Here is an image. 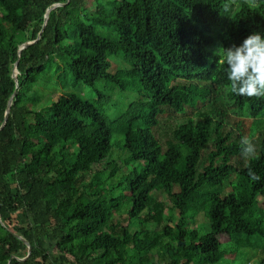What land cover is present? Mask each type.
<instances>
[{"label":"trees","instance_id":"16d2710c","mask_svg":"<svg viewBox=\"0 0 264 264\" xmlns=\"http://www.w3.org/2000/svg\"><path fill=\"white\" fill-rule=\"evenodd\" d=\"M87 1L0 0V264H264V98L231 93L218 50L264 36V0ZM68 76L138 98L39 105Z\"/></svg>","mask_w":264,"mask_h":264},{"label":"clouds","instance_id":"9594fccd","mask_svg":"<svg viewBox=\"0 0 264 264\" xmlns=\"http://www.w3.org/2000/svg\"><path fill=\"white\" fill-rule=\"evenodd\" d=\"M220 49H223V59L220 62L227 65L231 93L249 98H264V36L253 32L240 46L232 45L227 49L221 47L218 50ZM240 145L242 158L247 160L255 155L253 138L242 137ZM248 176L251 181L260 180L251 168Z\"/></svg>","mask_w":264,"mask_h":264},{"label":"rangeland","instance_id":"374dc122","mask_svg":"<svg viewBox=\"0 0 264 264\" xmlns=\"http://www.w3.org/2000/svg\"><path fill=\"white\" fill-rule=\"evenodd\" d=\"M99 1L104 0H88L87 7L89 10L95 8ZM98 31L101 32H110V29H106L103 27H97ZM110 61L112 63V69L114 67L118 68H129L131 67L130 64L125 61L124 59L117 57L115 55L110 56ZM104 86V88H103ZM108 85L104 83H99L98 87L104 90L106 93H109L111 96L106 101V104L100 105L97 102V94L96 91L90 85H86L83 83L75 84L72 79L68 76V78L64 82V86L59 85L55 82V77L51 80H41L39 84L35 86L38 94L40 95V104L39 105H46L53 99L57 98L63 92H74L79 94L80 96L89 99L93 102H97V105L109 116L111 119H115L119 117L121 114L125 112L128 105L131 101H134L138 98V94L135 91L127 90V91H120L119 89H112L110 90L106 87ZM38 105V106H39ZM37 106V107H38ZM39 108V107H38ZM118 138V135H114V140Z\"/></svg>","mask_w":264,"mask_h":264},{"label":"water","instance_id":"95a60500","mask_svg":"<svg viewBox=\"0 0 264 264\" xmlns=\"http://www.w3.org/2000/svg\"><path fill=\"white\" fill-rule=\"evenodd\" d=\"M60 5H63V4H61V3H59V4H55V5H53L51 8H49V9L47 10V13H46V15H45V24H46V22H47V20H48L49 12H50L53 8H56L57 6H60ZM37 40H38V38L35 39V40H30V41H27V42H25V43H22V44L20 45V47H19V50H18L19 57H20V55H21V51H22L23 49H25V48H27L28 46L34 44L35 42H37ZM18 63H19V61L16 62V65H15V67H14V73H13V76H14L16 82H17V85H19V76H18V74H19V70H18ZM13 98H14V96H12V97L10 98L9 103H8V104H9V105H8V108L10 107V105H11V103H12V101H13ZM6 113L8 114V110H7ZM4 124H5V121H4L3 125H4ZM3 125H2V126H3ZM20 238H21V239H22V240L28 245V247H29L28 256H29L30 253H31V251H32L31 244H30V242H29L28 240H26L25 238H23V237H20Z\"/></svg>","mask_w":264,"mask_h":264}]
</instances>
